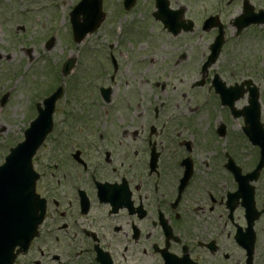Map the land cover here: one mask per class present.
Segmentation results:
<instances>
[{
  "label": "flooded vegetation",
  "instance_id": "1",
  "mask_svg": "<svg viewBox=\"0 0 264 264\" xmlns=\"http://www.w3.org/2000/svg\"><path fill=\"white\" fill-rule=\"evenodd\" d=\"M106 4L115 6L112 0ZM168 4L179 17L174 31L164 22L169 23L167 16H154L157 0H119L115 6L119 27L130 18L135 22L136 43L126 47L125 63L114 58L113 50L100 58L93 51L92 63L98 70L92 64V82L102 77L105 81L92 90V98L88 96L92 127L84 125L90 134L82 136V126L74 124L87 108L77 92L79 79L68 83L72 76L64 75L65 59L47 58L41 81L29 82L30 120L50 115L53 128L33 158L39 174L36 189L46 201L44 222L29 251L14 264H264V95L261 91L259 121L253 113L249 119L234 115L216 95L215 75L202 67L219 34L222 52L234 47L261 49L264 0H168ZM189 21L192 32L185 30ZM19 29L8 34L23 46ZM50 30L43 28L37 41L46 37L42 42H48ZM110 32L114 34L113 29L106 33ZM193 35L204 41L200 58L188 51L187 39ZM181 41L185 45L174 48ZM47 42L49 51L53 46ZM172 49L178 51L169 65L176 67L184 60L185 68L200 67L199 78L182 80L171 92L164 90L170 71L165 82L155 79V88L160 87L164 96L152 89L147 98L159 102L154 107L145 102L144 87L132 78L130 90L114 91L124 88L115 82L121 70L134 69L132 77L142 75L156 61L149 53ZM10 58L0 54V62L8 64ZM158 64L165 67L160 59ZM30 76L38 78L36 72ZM223 79L242 89L236 106L248 98L252 84L247 80L256 84L253 76ZM204 93L215 97L223 113H210ZM198 94L207 101L206 117L191 115L200 111L191 102ZM10 98L9 90L0 92V114ZM175 106L182 108L180 116ZM4 132L6 127H0V134Z\"/></svg>",
  "mask_w": 264,
  "mask_h": 264
},
{
  "label": "rangeland",
  "instance_id": "2",
  "mask_svg": "<svg viewBox=\"0 0 264 264\" xmlns=\"http://www.w3.org/2000/svg\"><path fill=\"white\" fill-rule=\"evenodd\" d=\"M64 1L65 0H56V2L55 0H0V54H9L11 57L8 64L6 63V61L0 62V64H2L0 65V83H4L2 84L3 86H0V92H2L4 89H7L10 91V96L12 97L8 101V107L0 114V127H6V132L0 134V163H2L4 156L7 154L9 145H14L17 141L22 140L24 137V130L29 125L28 106L30 97H32V85H30L32 83L29 84V82H31V80L33 83H38V81H41L40 77L43 76L41 75L43 73L42 71H46V67L49 65L47 58H53L62 61L63 59L66 60L67 57L70 56L76 57L77 64L75 66L74 72L70 74L72 77L68 79V83L73 78L79 79L80 85H76V87L79 88L77 92L81 97H83V100L86 103L85 106L87 110H83L85 114H80V116H82L84 120L80 119L79 121H76L74 119L73 121L74 124L78 125V127L82 126V136L90 134L89 127H92V101L88 99V96L91 95L90 93H92L93 89H98V86L100 84H103L105 81V77H102L99 81L92 82V64L96 66L95 63H92V53L93 51H95L96 55H99L98 58H100L108 54L110 50L114 49H109V45L114 41L115 36L118 34V31L116 30L114 34H111V32H106L119 27V25L121 24V18L115 12L112 15L110 14L108 16L109 19L107 18L108 20L102 27V30L88 35L80 44H76L75 42H73L74 45L71 48V39L69 40L71 28L69 26L70 24L68 19L70 9H72V6L75 5L73 4L75 0ZM77 1H75V3H77ZM112 2H114L116 6L119 4V0H112ZM52 6L54 7L53 9ZM105 10L106 12H108L106 8ZM114 10L115 6L112 5L111 11L113 12ZM50 18L51 21L49 20ZM131 19L132 18H130L129 22L122 25V31L119 35H117L114 41V43L116 45H119L120 47H128V45L136 43V37L134 36L135 22H131ZM61 21L62 24H60ZM63 21H65V23ZM21 24L28 25V28H25V32L19 29V26ZM49 26L52 28L50 30L51 35L47 36H51V38H54L52 39L51 43L49 42L50 47H53L49 51H47V41L45 43L42 42L46 37H44L40 42L37 41V39L42 36L43 28L47 29ZM14 28H16L17 30L19 29V37H23L25 39L24 43L20 42L21 44H23V46L19 45L18 38L14 39L16 42H18L17 44L13 42V38H10L12 36H9L8 31ZM24 33H27V35H24ZM187 40L191 42L190 47L187 45L189 53L196 58H200V56H197V54L202 51V45L200 43L204 42L203 38L198 35H193L192 37H188ZM182 42L183 41H181L180 44H171V46L173 45L174 48H178L185 45ZM49 43H47V45ZM263 44L264 41L262 43L261 49L257 52L251 51V49H239L241 55H239L236 62L240 65V73L235 74L236 69L233 63V58L237 56V53L235 52L237 50L233 49L227 56V53L223 54L222 60H220V62L215 66V70L224 71L223 75L226 79L229 80H234L243 75H246L245 77H248V75L252 72V68L249 67L248 61L245 56H248L250 61L254 60L255 62L256 59H258L257 57H259L260 62H256V64L264 65ZM134 49L139 50V47L135 46ZM115 51L120 55L122 54L121 58L125 63V57L128 54L126 53L127 49L119 48L117 46L115 47ZM177 51L178 49H172L165 53H149L150 57L154 55L156 61L153 65L154 67L144 68V71L141 73L142 75L138 74L132 77L131 73L134 71V69L126 70L124 68L116 76L115 82H117L119 86H121L122 88L124 87L125 89L123 88L122 90H119L118 88H116L114 91L124 92L127 91V88L128 90H130L132 78L136 83L141 84L144 87V97L145 99H148L147 97L150 96L152 89L155 88L154 84L156 81L154 80L159 79L160 82H165V73L169 71L171 73L167 76V78L170 82H168V80L166 79L167 82H165L166 84L164 89L168 92H171L172 89H175V87L181 85L182 80L191 82L195 78H199L200 75H197V73L199 74L200 67L193 66L190 68H185L184 60L180 59L181 61L180 63H178V65H176V67H174L171 63L169 65V62L172 61L173 56L175 55V53H177ZM159 59L161 65L165 67L159 66ZM41 66H45L44 69L41 68ZM96 69L98 70L97 66ZM6 71L8 72V75H6ZM186 71L188 73L187 77L185 76ZM258 71L259 75H256V78L261 85L262 93L264 95V68H259ZM32 72H36L38 78H31L30 75ZM135 77H139L140 80H137ZM186 78H188V80H186ZM126 81L128 82L126 83ZM155 90L158 94L161 95L160 97L164 96L160 91V87L155 88ZM196 92H198V90ZM170 98H174V103L175 101H177L175 97L170 96ZM193 98L194 100L191 101L193 108L199 106V104H201V102L203 101L200 94L196 95V97ZM150 99L153 98L151 97ZM149 101L151 100H145L146 103H149ZM151 104L152 106L150 107H154L155 105H158L159 102L151 101ZM203 111L204 110L192 112V116L206 117L207 114ZM77 112L80 113V110H77ZM145 112L147 115L148 106L145 107ZM176 114L179 115V111L177 108ZM162 118L167 119V115H163ZM129 123H131V119H129ZM140 123L141 121H135V124ZM84 124H88L89 127H85ZM37 257H39L38 254L35 258Z\"/></svg>",
  "mask_w": 264,
  "mask_h": 264
},
{
  "label": "water",
  "instance_id": "3",
  "mask_svg": "<svg viewBox=\"0 0 264 264\" xmlns=\"http://www.w3.org/2000/svg\"><path fill=\"white\" fill-rule=\"evenodd\" d=\"M94 2V0H92V3ZM90 3H86L82 8H81V12L88 14V16L84 17V22L80 23L77 19V16L74 17V15L72 14V22L74 24V29H75V38L77 41H81L85 34L89 31L94 30L95 28L98 27V25L100 24V22L103 19V16H90L88 11L90 10L89 8H86L87 6H90ZM85 8V10H84ZM73 64V61L70 63V65ZM31 147H28V150H30ZM12 166H14V163H10V166L5 167L4 168V172H6L8 174V176H13L12 179V188L8 189L6 187L2 188V194L4 193H13L16 194V198H17V213L14 215L12 208H10L9 204H7V209H5L4 211L7 210L8 213L11 214V220L13 221L12 223V227L15 229H18V235L19 236H23L24 237H28V238H32V236L34 235V229L37 225V223L39 222V217H35L36 216V209L31 211H28L26 209V207H23L20 205V201H19V195L18 192L22 193L25 196V189L23 188L22 184H21V180L14 175L13 169L11 170ZM34 199H32L33 201ZM26 201V200H25ZM1 203V201H0ZM33 205H40V202L35 200L33 202ZM38 208V207H36ZM9 230V229H8ZM34 231V232H33ZM16 243H18V241H16Z\"/></svg>",
  "mask_w": 264,
  "mask_h": 264
}]
</instances>
